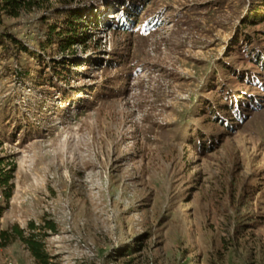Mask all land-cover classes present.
Segmentation results:
<instances>
[{"label": "rangeland", "instance_id": "rangeland-1", "mask_svg": "<svg viewBox=\"0 0 264 264\" xmlns=\"http://www.w3.org/2000/svg\"><path fill=\"white\" fill-rule=\"evenodd\" d=\"M255 8L38 0L2 15L0 29L32 51L74 11L90 38L63 54L53 44L39 58L0 59V156L15 165L0 230L53 222L51 264L69 259L70 235L97 251L79 264H264V18L248 20ZM7 263L36 264L18 239L0 247Z\"/></svg>", "mask_w": 264, "mask_h": 264}, {"label": "trees", "instance_id": "trees-1", "mask_svg": "<svg viewBox=\"0 0 264 264\" xmlns=\"http://www.w3.org/2000/svg\"><path fill=\"white\" fill-rule=\"evenodd\" d=\"M37 4L38 0H0V27L2 26V15L10 18H17L22 12L32 10ZM129 9H126L123 17L131 14ZM256 16L264 18V0H256V8L253 13H250V18L252 19L248 18V20L253 21L256 19ZM122 23H125L124 20ZM123 24L121 25L120 23V30H124L122 27ZM89 25L90 24L85 23L83 25L82 17L78 11L67 14L60 23L48 26L45 33V40L39 42L38 51H32L13 33L6 29H0V59L15 57L19 53H25L29 56L39 58L41 57L39 53H42L47 47L53 44L58 48L61 54L68 51L73 45H80L86 48V42L90 38V35L86 32ZM111 25L113 27L119 26L115 23ZM247 25L248 24H244L243 26ZM259 58V64L257 65L259 69H264V57H257V59ZM71 59L72 57H68V59L62 58V60L54 61L58 66ZM226 106L227 105L221 107ZM227 110H229V108H226V112ZM199 146L200 144H197V147ZM14 168L15 165L11 158L0 156V194L5 202L9 200L12 193V183L10 180L13 177ZM47 231L55 232L56 225L46 219H42L41 223L29 221L26 225V229L20 228L17 224H13L7 229L0 230V247H4L13 240L18 239L27 249L36 264H51L52 257L47 253L44 247V238L47 236Z\"/></svg>", "mask_w": 264, "mask_h": 264}, {"label": "built area", "instance_id": "built-area-1", "mask_svg": "<svg viewBox=\"0 0 264 264\" xmlns=\"http://www.w3.org/2000/svg\"><path fill=\"white\" fill-rule=\"evenodd\" d=\"M67 228L69 227L67 226ZM69 242L71 243V246L67 251L69 259L64 260L61 264H79L84 261L96 258L97 251L94 244L88 240H85L82 236L70 235Z\"/></svg>", "mask_w": 264, "mask_h": 264}]
</instances>
